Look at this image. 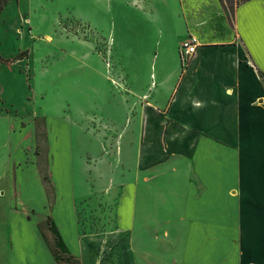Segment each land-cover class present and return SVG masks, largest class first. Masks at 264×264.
<instances>
[{
	"label": "crops",
	"instance_id": "crops-1",
	"mask_svg": "<svg viewBox=\"0 0 264 264\" xmlns=\"http://www.w3.org/2000/svg\"><path fill=\"white\" fill-rule=\"evenodd\" d=\"M10 7L0 76L23 90L19 107L0 86V264H264V0ZM62 16L92 40L57 37ZM89 107L117 134L109 160Z\"/></svg>",
	"mask_w": 264,
	"mask_h": 264
},
{
	"label": "rangeland",
	"instance_id": "rangeland-1",
	"mask_svg": "<svg viewBox=\"0 0 264 264\" xmlns=\"http://www.w3.org/2000/svg\"><path fill=\"white\" fill-rule=\"evenodd\" d=\"M43 1V0H42ZM45 2H48V0H44ZM61 4V3H60ZM59 4L55 5V7H58ZM92 9H96V6H91ZM51 9V7H50ZM15 13L14 7H10L4 14H2V17L0 19V52L6 53L2 49L3 42L2 41V35L4 34L6 28H7V21L8 18L13 16ZM50 13V12H48ZM51 14V13H50ZM60 15H63L61 12ZM55 31L57 33V37H59V34L66 35L68 37L71 35L73 40H75V36H83L84 38L88 40H92L94 31L85 23H81L78 20H72L68 17H59L58 22L56 23ZM70 33V34H69ZM95 51L99 52L97 55H101L103 51L106 49V43L105 42H98L97 46H95ZM107 50V49H106ZM26 53H22L21 56H25ZM103 55V54H102ZM101 57V56H100ZM105 64H108V68L111 67L109 64V58L108 60L102 56L101 58ZM4 60L0 59V64ZM39 65L42 68H46L49 64V59L47 58H40ZM29 64V62H27ZM29 65H27L26 68H28ZM2 77L0 76V86H2L3 95L9 97L10 99H13L16 103H18L19 107L21 106L22 102L19 101V97L22 94V87L17 86L16 84L18 82L12 81L7 75L5 68H1ZM79 72V71H78ZM108 79L111 81L112 75L110 73H107ZM19 92V93H18ZM22 107V106H21ZM88 123H89V134H94V136L99 135L100 138L98 139L102 144H104V147L106 150L103 149V145L101 146L100 143V149L103 156H105L106 159L111 158L113 153H116L118 151V139L117 134L113 132L112 128L109 126V124H104L102 118H100L99 114H97V111L95 107H89L88 108ZM93 130V131H91ZM10 126H9V120L3 116L0 115V148L5 149L9 148L12 145V139L10 138ZM93 132V133H92ZM0 149V150H1ZM106 153L107 155H104ZM109 160V159H108ZM58 253V250H57Z\"/></svg>",
	"mask_w": 264,
	"mask_h": 264
},
{
	"label": "built area",
	"instance_id": "built-area-1",
	"mask_svg": "<svg viewBox=\"0 0 264 264\" xmlns=\"http://www.w3.org/2000/svg\"><path fill=\"white\" fill-rule=\"evenodd\" d=\"M197 46L192 38H187L178 48L179 60L183 68L187 67L196 52Z\"/></svg>",
	"mask_w": 264,
	"mask_h": 264
},
{
	"label": "trees",
	"instance_id": "trees-1",
	"mask_svg": "<svg viewBox=\"0 0 264 264\" xmlns=\"http://www.w3.org/2000/svg\"><path fill=\"white\" fill-rule=\"evenodd\" d=\"M4 3H5V0H0V11H1V9H2Z\"/></svg>",
	"mask_w": 264,
	"mask_h": 264
}]
</instances>
